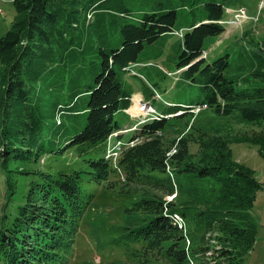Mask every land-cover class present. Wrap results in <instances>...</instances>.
I'll return each mask as SVG.
<instances>
[{"label": "trees", "instance_id": "16d2710c", "mask_svg": "<svg viewBox=\"0 0 264 264\" xmlns=\"http://www.w3.org/2000/svg\"><path fill=\"white\" fill-rule=\"evenodd\" d=\"M128 1L13 0L0 37V264H72L87 212L107 200L112 242L133 246L141 264H245L254 250L262 184L197 118L210 112L258 125L248 140L264 157V39L246 30L211 58L206 44L225 33L228 6L210 0L193 11L199 1L143 0L136 12ZM180 10L191 19L176 29ZM171 33L183 37L161 79L185 89L158 110L160 82L134 67H156L140 55ZM179 71L180 79L169 75ZM138 95L157 117L124 141ZM113 134L124 144L116 160L108 158ZM175 192L177 201L164 200Z\"/></svg>", "mask_w": 264, "mask_h": 264}, {"label": "rangeland", "instance_id": "374dc122", "mask_svg": "<svg viewBox=\"0 0 264 264\" xmlns=\"http://www.w3.org/2000/svg\"><path fill=\"white\" fill-rule=\"evenodd\" d=\"M136 1L137 0L128 2L130 7L137 12L141 10L140 8H142L143 0H139V2ZM193 1L200 2L195 4L194 8L192 9L193 11H198L200 9L196 8V6H201L210 0ZM263 1L264 0H215L217 3L228 6V9H226V17L224 22L225 33L219 37L210 38L207 41V54L211 58L219 57L228 46L233 45L239 39L243 38L244 31L246 29L249 31V34H247L248 39L253 38L259 41L264 39ZM240 9H245L253 20L247 22L244 21L240 25L236 24L235 21H233V17L235 15V11ZM13 18V0H0V37H3L9 30ZM189 19H191V15L187 16L185 11L180 10L179 21L175 28L179 29L180 26L187 24L185 22ZM89 23H93V21H89ZM179 40L180 38L178 35L171 33L167 37H163L154 44H147L144 51L140 55V61H152L156 67L142 66L144 64H138L134 67L135 72L142 74L145 78L149 79L151 83L160 82L156 86V91H158V93H160L162 96H159L160 100L156 102V109L158 110L164 109L166 101L168 100H173L176 102L182 100L181 96L185 89L182 87V84H178L177 81L173 82L172 78H168V80L161 79V70L165 71L166 73H168V71H172L169 57L173 55L172 46L175 44L176 48ZM165 42H167V47L165 50L166 53L161 59H159L158 55L163 49ZM169 73V75H174L175 78L179 77L180 79L182 71L173 74H171V72ZM129 79L135 90L138 92H143L144 86L141 78L133 75L130 76ZM139 98H141V95H138L135 98L136 110L139 109L143 112H147L148 118L152 119L153 116H151V113L155 114V110H152L150 105H147L142 101L138 102ZM168 103L170 102L168 101ZM129 113L134 116V120L129 116ZM126 114L129 117L126 118L127 125L131 124L132 122L137 124L140 121V119L135 116L134 112H131V110ZM141 117L142 119L144 118L143 116ZM197 121L204 125V128L207 130L210 136L222 137L229 141L233 150L234 160L247 167L253 173V176L256 178V180L262 184V190L257 195L254 209L252 211V216L258 229L257 242L253 252L247 258L245 264H264V157L259 153L260 148L258 144H254L252 141L248 140L253 137V135L258 133L256 131H259V126L248 122L241 123L235 116L216 118L210 112L200 115L197 118ZM188 132L189 130L185 129L179 136L186 135ZM132 133L133 132L125 133L124 141L128 140ZM121 148L122 143H119L117 146L110 149L108 158H117L119 155V152L117 151H121ZM170 176L171 179L174 180V174L172 173V170ZM2 190L3 178L0 175V196ZM164 200L168 203L177 201V192L170 196H165ZM107 203H110V201L107 200ZM107 203L103 201L96 203L94 207L87 212L84 219L85 229L83 236V247L76 253L72 264H141V262L138 261L139 258H131V253L134 251L133 246L129 250L122 251L120 250V242H112L113 235L111 233L112 229L110 228V214L108 213L109 208L106 207ZM175 217L177 216L175 215ZM114 218L115 217L113 216V219ZM182 230L184 233L187 232V226H185V224H183ZM100 234H103L100 240L94 241L93 238H97ZM109 234L110 237H108ZM187 245L190 246V241H187ZM151 264L169 263L161 259L160 262L156 259H153Z\"/></svg>", "mask_w": 264, "mask_h": 264}, {"label": "built area", "instance_id": "2783aa9c", "mask_svg": "<svg viewBox=\"0 0 264 264\" xmlns=\"http://www.w3.org/2000/svg\"><path fill=\"white\" fill-rule=\"evenodd\" d=\"M262 6H264V1L262 3ZM249 19H250V17H249V15H248V13H247V11L245 9H240L238 11H235V15L233 17V21H237L240 24V23H242L244 21H247ZM198 108L199 107H197L196 109L198 110ZM140 111L143 112L142 110H140ZM143 113L147 114V112H143Z\"/></svg>", "mask_w": 264, "mask_h": 264}, {"label": "bare ground", "instance_id": "6f19581e", "mask_svg": "<svg viewBox=\"0 0 264 264\" xmlns=\"http://www.w3.org/2000/svg\"><path fill=\"white\" fill-rule=\"evenodd\" d=\"M235 23H236V24H239V22H237V21H235ZM240 24H241V23H240ZM240 24H239V25H240ZM202 109H206V107L198 108V110L196 109L195 112L198 113V112H200ZM152 110H154V109H152ZM132 111H133V110H132ZM155 113H156V111H155ZM151 114H152V113H151ZM120 146H121V145H120ZM115 151H116V150H115ZM113 152H114V150H113ZM117 152H120V151L118 150Z\"/></svg>", "mask_w": 264, "mask_h": 264}, {"label": "crops", "instance_id": "0c3cea01", "mask_svg": "<svg viewBox=\"0 0 264 264\" xmlns=\"http://www.w3.org/2000/svg\"><path fill=\"white\" fill-rule=\"evenodd\" d=\"M246 30H248V29H246ZM246 30L244 31V33L247 32Z\"/></svg>", "mask_w": 264, "mask_h": 264}]
</instances>
